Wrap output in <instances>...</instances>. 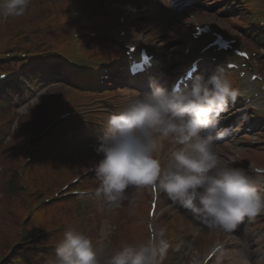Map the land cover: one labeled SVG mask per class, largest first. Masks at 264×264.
I'll use <instances>...</instances> for the list:
<instances>
[{"label": "clouds", "instance_id": "clouds-1", "mask_svg": "<svg viewBox=\"0 0 264 264\" xmlns=\"http://www.w3.org/2000/svg\"><path fill=\"white\" fill-rule=\"evenodd\" d=\"M29 4L30 0H0V20L24 16ZM128 10L135 9L128 6ZM150 87L151 93L144 95L123 91L126 105L109 114L106 131L92 146L99 157L89 168L98 181L96 195L119 207L125 200L135 202L129 189H151L154 198L161 193L167 197L168 207L179 206L205 227L229 234L246 217L251 220L264 213L260 188L264 168L250 165L253 176L243 168L221 164L214 146L229 130L204 134L218 126L229 102L245 95L224 75L223 66L207 77L197 74L191 87L169 90L154 81ZM165 141L173 146L167 167L160 156ZM149 231L145 242L125 243L103 254L90 237L68 229L55 248L56 264H161L170 243L164 229L149 224ZM193 264L199 261L194 259Z\"/></svg>", "mask_w": 264, "mask_h": 264}, {"label": "rangeland", "instance_id": "rangeland-1", "mask_svg": "<svg viewBox=\"0 0 264 264\" xmlns=\"http://www.w3.org/2000/svg\"><path fill=\"white\" fill-rule=\"evenodd\" d=\"M95 1L100 4L103 2L107 4L122 2V0H90L91 3H95ZM209 2H211V6H205ZM42 3L43 1L30 0L26 14L17 18L23 28L27 30L28 25L35 21V19L46 16V13L41 9ZM222 5L224 3H216L213 0H172L171 3L169 0H166L147 9L139 8L134 10V12L143 10L139 13L141 17L135 19L134 25H139L144 30V34L149 33L150 36H154L155 44L161 43L158 50L163 56V66H165L166 70H169L172 68L171 64L175 58L182 52L183 44L185 42L186 45L191 44L186 37L190 25L194 23L192 18L194 14L192 13H205L201 21L218 19L230 23L228 21L230 16L224 17V15H219L217 12L218 8ZM256 5L257 13L255 18H263L264 20V0H257ZM163 6H167V8ZM158 8L160 10L156 11ZM68 14L72 19H78L80 16L79 12L68 11ZM159 15H163L165 18L163 20L157 19ZM138 18H141L144 24L140 25ZM198 19L200 20L201 18L198 17ZM160 21L161 24H159ZM77 22L80 25L84 24V19L72 23ZM116 25V21L113 20L100 33L114 32ZM49 36L50 31L47 28L17 34L3 28V20H0V51L5 46H14L18 50H27V52L31 53L47 50L48 47L44 48V46L49 41H55L53 33ZM64 55L70 61L84 62L86 59V57L82 56L86 54L81 51L79 45L77 46L73 42L69 44L67 53ZM166 70H163V76L166 75ZM41 72L40 70H36L35 92L24 94L19 98L16 97V102L13 101L11 103L10 108H14L13 113L17 115V119L13 121L11 116L6 118L2 117L3 113L2 115L0 114V138L2 139L0 140V264L7 263L11 257L15 256L18 250L25 247V238L22 237L23 233L27 234V238L36 237L35 241L37 246L40 247L33 250L35 259L39 258L40 253H50L51 250H55L52 246L68 229H75L90 237L94 247L103 254H111L125 243L138 244L145 242L147 240L145 229L139 223V220H137L136 214L140 213L144 215L147 188L142 190V192H134L132 189H129V197H137L135 202L130 203L129 200H125L119 207L110 204L102 194L99 198L92 197L87 202V205L83 202L79 205L78 209L73 199L69 203L68 201H60L56 196L54 198L59 201L47 207H40L42 204L37 208H34L33 205H28L40 199L36 197L35 190L30 186V176L26 174L29 171L37 173L36 175L41 176L45 180L52 177L59 179L60 181L56 183L57 188H61L65 183L69 184L77 176H81L82 178L79 187H84L85 185L90 187L98 186V181L96 178H92L93 176L86 180V175H81L87 174V169L92 165L93 159L97 158L92 145L83 147V150L86 152H83L81 156L79 153H75V155L79 156L76 159L59 157L58 161L60 163L53 162L50 167H36V163L41 160L42 149L44 148V144L37 145L35 163L32 161V156L31 161L27 162L31 166L23 168V173L20 174V177L14 175V170L17 172L18 168L21 169L20 153H24V159L26 160L27 152L24 150L29 148V138L32 135L33 129L40 124L39 115L42 111L40 104L45 103L48 99L52 100L54 96L51 94L58 95L59 91H63L60 94L63 97V101L76 102L87 100L84 95L74 92L59 82L53 83L51 79H45L44 77L37 78ZM173 74L171 71L170 75ZM118 85L123 88L121 89L123 95V91L127 87L124 85L127 84L122 82ZM131 88L129 86L127 89ZM123 97L128 98L125 95ZM1 122H4V124H1ZM231 122L233 124L236 123L235 119H232ZM6 123L11 124L6 125ZM209 133L206 132L205 134ZM255 135L254 132L248 133L251 140L259 141V137L255 138ZM95 143H97V140H95ZM248 143L243 137V130H241L231 134V138L227 141L216 142L214 147L220 157L221 164H229V159L236 157L238 153L244 152L247 149L246 145ZM89 163L90 165H88ZM57 188L52 189V192H55ZM188 221L189 224H192L191 232L193 234H196L198 229L204 230L206 228L193 217L191 219L188 216ZM210 230L211 234L208 235L209 240L208 238L205 239L207 244L202 247V250L196 251L195 247H192L188 243L187 247H182V252L178 255L177 259L173 258V251L167 253L166 258L163 260L165 261L164 264H174L175 260L176 264H193L194 259L199 261L200 264L202 258L211 248L214 234L221 233L218 230ZM105 231L107 235H105ZM39 232L44 235H37ZM229 235L236 241V244L233 249L221 255L224 256L225 260L223 264H241L242 257H246L247 264H252V262L264 264V250H261L258 245H251L257 240L259 233L253 232L245 221ZM108 238L111 239L113 244L110 253H108L107 248ZM44 244L47 247H43ZM2 258L3 260H1ZM35 259H31V262L34 263ZM213 264L219 263L216 261Z\"/></svg>", "mask_w": 264, "mask_h": 264}]
</instances>
